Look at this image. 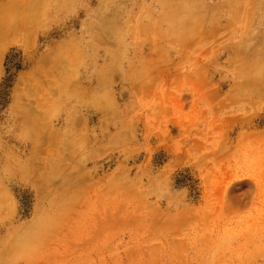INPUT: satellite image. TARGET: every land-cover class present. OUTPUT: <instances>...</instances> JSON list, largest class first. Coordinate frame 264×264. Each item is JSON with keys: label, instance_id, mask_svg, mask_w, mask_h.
Masks as SVG:
<instances>
[{"label": "rangeland", "instance_id": "1", "mask_svg": "<svg viewBox=\"0 0 264 264\" xmlns=\"http://www.w3.org/2000/svg\"><path fill=\"white\" fill-rule=\"evenodd\" d=\"M0 264H264V0H0Z\"/></svg>", "mask_w": 264, "mask_h": 264}]
</instances>
